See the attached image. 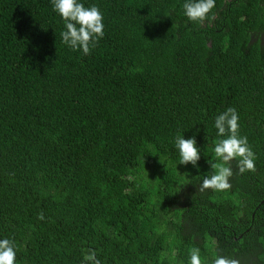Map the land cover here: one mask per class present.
I'll return each mask as SVG.
<instances>
[{
  "label": "trees",
  "instance_id": "1",
  "mask_svg": "<svg viewBox=\"0 0 264 264\" xmlns=\"http://www.w3.org/2000/svg\"><path fill=\"white\" fill-rule=\"evenodd\" d=\"M103 14L89 55L66 45L52 0H0V239L15 264H264V0H79ZM215 17L212 19V17ZM229 107L256 156L215 174ZM195 136L198 167L177 137ZM43 212L45 219L40 220Z\"/></svg>",
  "mask_w": 264,
  "mask_h": 264
},
{
  "label": "clouds",
  "instance_id": "2",
  "mask_svg": "<svg viewBox=\"0 0 264 264\" xmlns=\"http://www.w3.org/2000/svg\"><path fill=\"white\" fill-rule=\"evenodd\" d=\"M54 10L59 13L65 22L66 30L61 33L63 42L74 51L81 50L85 55L91 53L99 40L104 37L103 14L96 6L86 7L79 0H52ZM185 16L193 23L201 26L209 20V14L215 8V0H188L184 5ZM215 17L213 16L212 19ZM215 128L221 139L214 148L215 157L220 163L211 164L215 174L205 177L198 191L205 190L225 191L231 188L230 178L233 175L231 162L236 161L241 174L256 171V156L248 143L246 136L239 134V115L234 107H229L215 119ZM176 147L180 154V164H191L198 167L201 159L200 148L197 147L195 136L190 139L177 137ZM44 220L43 212L39 214ZM200 250L194 248L190 254V264H202ZM91 264H101L95 253L85 257ZM16 251L14 242L10 239H0V264H15ZM213 264H239L236 259L226 256H217Z\"/></svg>",
  "mask_w": 264,
  "mask_h": 264
}]
</instances>
